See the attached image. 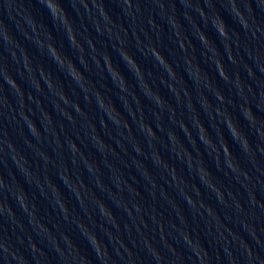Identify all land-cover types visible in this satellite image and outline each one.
Listing matches in <instances>:
<instances>
[{
	"label": "water",
	"instance_id": "1",
	"mask_svg": "<svg viewBox=\"0 0 264 264\" xmlns=\"http://www.w3.org/2000/svg\"><path fill=\"white\" fill-rule=\"evenodd\" d=\"M58 2L0 0V264L264 258V0Z\"/></svg>",
	"mask_w": 264,
	"mask_h": 264
},
{
	"label": "clouds",
	"instance_id": "2",
	"mask_svg": "<svg viewBox=\"0 0 264 264\" xmlns=\"http://www.w3.org/2000/svg\"><path fill=\"white\" fill-rule=\"evenodd\" d=\"M38 2L44 4L45 7L49 8L50 11H54L56 14H60V13L63 12V9H62L61 5L59 4L58 0H38ZM119 2H121L122 4L125 5V11H126V14H130L131 9H132V0H119ZM12 3H15V0H4V5H3L4 9L7 10L8 5H10V4H12ZM85 6L87 7L86 4H85ZM136 10H138V5H137ZM231 10H232V12H233L235 18L238 20V22L241 23V25H242V27L245 29V31H250V30H251V26L249 25L248 20L244 17L243 13H241L240 10L237 8L236 3H235V0H231ZM100 11H101L102 15L104 16V18H105L106 20L110 19V18L108 17L107 12H105V11L103 10L102 6H101V8H100ZM248 11L251 12V8H250V6L248 7ZM65 22H66V17H65ZM254 22H255V21L253 20V23H254ZM214 26H217V28H218V32H219V34H220L222 37H224L225 39L228 38V32H227V30H226V26H225L223 20L217 18L216 21L214 22ZM253 35H255V32H253ZM6 38H7V37H6ZM202 39H204L205 42H206V38L202 37ZM73 40H74V38H73ZM49 47L51 48V51H53V50H52V47H51V46H49ZM152 51H153L154 55L156 56V58H157L161 63H164L163 57H161V56L159 55V53L155 51V49H153ZM13 55H14V54H13ZM54 58H55V59H59V57L56 56V55H54ZM123 58H124L129 64H132V66L136 69V71L139 72V67H138V65L135 64V61H133L132 58L129 57V56L127 55V53H123ZM217 64H219V61H217ZM73 69H74V68H73ZM169 71H171L170 68H169ZM71 75L74 76L77 80H80V79H81V76H77V75H75V74H74V71H72ZM220 75H221L222 77H224L225 79H227V76H226V74L224 73L222 67H221V69H220ZM8 79H9V82H10V83H13V84H14V82L11 81V78H8ZM220 99H223V97H220ZM101 104H102V102H101ZM102 106H103V105H102ZM246 113H247V118H248V119H252V118H253L252 115H251V111H250V110H246ZM30 128H31V130L33 131V133L36 132V129H35V126H34V125H31V124H30ZM201 130H202V129H201ZM231 131L233 132L234 135H236V129H235L234 126L231 128ZM149 132H151V129H149ZM73 147H74V145H73ZM244 147H245V148L247 147V141H246V140L244 141ZM224 151H225L226 153L228 152L227 147H225ZM231 166H232V165H230V167H231ZM2 183H3V181L0 180V184H2ZM21 202H22V206L25 207V209H26V205L23 204V197H21ZM190 202H191V201H190ZM101 207H102V211H103V213H104L105 215H109V213L107 212V210L103 209V206H101ZM8 211H9V213L11 212L10 209H8ZM65 211H66V209H65ZM184 238H185V240H186L189 244L192 243V241L189 240V238H188L187 235H185ZM90 240H91L92 244L97 248V250H99V245H98V243H97V241H96V238H95L94 236H90ZM33 247H34V246H33ZM196 247H198V245H196ZM0 249H2L3 252L6 253V254H11L12 257H13V259H17V257L15 256V253H10L9 248H8L5 244L0 243ZM153 252H154V250H153ZM246 253H247V258H248V262H249V264H264V258L259 257L258 255H254V254L252 253V251H251L250 248H246ZM154 255H155L157 258H159V254H158V253H155V252H154ZM205 255H206V254H205ZM6 258H7V257H5V259H6Z\"/></svg>",
	"mask_w": 264,
	"mask_h": 264
}]
</instances>
